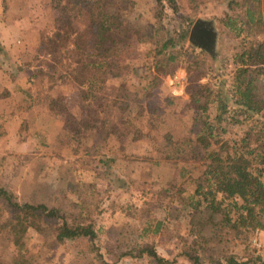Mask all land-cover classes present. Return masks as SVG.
<instances>
[{"label": "rangeland", "instance_id": "rangeland-1", "mask_svg": "<svg viewBox=\"0 0 264 264\" xmlns=\"http://www.w3.org/2000/svg\"><path fill=\"white\" fill-rule=\"evenodd\" d=\"M128 1L132 6L119 8L120 13L114 14L111 21L120 31L132 28L139 36L143 30L150 41L132 42L112 51L106 62L104 82H97L99 90L88 93L81 92L76 80H72L85 82L88 72L82 64L95 62L99 53L94 20L81 0L67 5L64 24L59 27L78 46L69 53L58 52L69 58L63 59L64 68L54 67L56 58L50 57L43 47L59 26L50 0H0V44L7 55L0 54V92L5 88L10 98L9 104L0 99V188L11 191L21 202L38 200L57 205L66 198L82 202L86 207L83 217L88 216L102 229L96 240L102 258L107 262L116 260V264L127 263L126 259L115 258L117 251L111 246L114 232L119 234V243L131 241L142 222L137 208L157 192L164 180L177 181L182 163L195 164L190 163L194 161L189 156L190 162L186 163L161 162L158 167L152 164L155 147L161 143L163 134L178 137L188 134L192 112L184 105L191 78L195 77L186 62H179L172 74H158L159 81L153 86L149 84L150 88L141 96L143 77L147 73L145 82L151 83V75L156 73L152 65L159 58H153V53L165 36L180 32L187 20H192V24L197 19L210 21L216 30L214 62L208 65L206 77L198 78V83L211 86L216 80L225 86L231 82L230 58L240 46V39L221 22L225 13L233 17L240 14L239 9L231 12L224 1L208 0L194 11L177 0L176 12L154 0ZM237 3L240 6L241 0ZM184 43L188 44L187 39ZM167 68L165 65L162 69ZM31 75L36 76L30 78ZM123 90L141 98L144 106L141 119L129 132L122 124L127 115L118 110L124 105L132 108L128 101L130 93ZM132 113L135 115V111ZM69 114L84 126L80 137L63 129L65 116ZM238 120L240 123L224 124L225 138L241 136L251 124ZM153 206L152 215L163 218L162 208L155 203ZM166 225L168 232L165 230L148 241L160 257L170 260L178 252L171 235L185 236L186 225L183 221H168ZM217 234L218 250L226 248L243 255L247 246L246 249L264 257V231L245 235L222 229ZM28 236L32 256L40 254L39 264H86L89 260V245L85 243L56 245L45 252L46 249H38L34 233L29 232ZM9 251V245L0 238V260ZM130 264L147 263L133 260Z\"/></svg>", "mask_w": 264, "mask_h": 264}, {"label": "trees", "instance_id": "trees-1", "mask_svg": "<svg viewBox=\"0 0 264 264\" xmlns=\"http://www.w3.org/2000/svg\"><path fill=\"white\" fill-rule=\"evenodd\" d=\"M154 1L156 4L167 5L174 12L178 10L177 0ZM178 1L185 2L190 10L195 11L208 0ZM221 1L227 3L231 12L238 8L240 13L233 17L225 13L221 20L224 27L240 39L239 48L230 58L233 69L229 84L224 86L216 80L211 86L198 83L199 77H206L210 70L207 67L212 66L214 57L196 51L190 44L184 45L192 24V20L187 19L186 26L172 37L165 36L153 53V58L159 60L152 65L156 73L151 75V83L145 82L147 73L143 77L144 86L139 89L141 96L146 88H150L149 84L153 86L159 81L158 74H172L179 62H186L188 71L194 73L184 105L192 112L188 134L181 137L173 133L163 134L161 143L155 147L156 156L152 164L158 167L161 162H185L188 156L194 161L188 162L195 164L184 166L182 163L178 180H164L157 192L145 199L142 207L137 208L142 222L138 224L137 233L131 241L119 243V234L114 232L115 239L111 246L117 251L115 258L126 259L127 264L133 260H145L147 264H264V257L255 250L246 249L247 246L243 249L244 254L239 255L231 249L227 250L225 246L221 247L225 250H218L219 247L215 245L220 238L217 232L222 229L245 235L264 231V85L261 83L264 76V0H241L240 6L237 0ZM71 2L73 0H50L59 26L48 36L43 47L50 57L56 58L54 67L61 65L64 68L63 59H69L60 56L58 52L69 53L78 47L77 41L59 28L64 24L65 9ZM81 2L88 16L94 20L99 53L95 62L82 64L88 72L86 81L80 82L77 78L72 80H76L81 92L90 93L99 90L97 82H104L106 62L112 51L127 47L132 42L150 40L143 30L139 36L137 30L132 28L128 32L120 31L111 21L114 14L120 13L119 8L122 10L130 7L132 2ZM0 54L7 56L1 44ZM68 55L72 57V54ZM165 65L169 68L163 70ZM35 76L31 75L30 78ZM211 78L213 80L215 76ZM122 92L130 93L126 90ZM0 99L10 103L5 88L0 92ZM140 100L134 93H130L128 101L132 108L122 103L124 106L118 109L120 114L127 115L122 124L128 132L142 117L144 106ZM132 111H135V115ZM239 118L242 122L251 121V124L243 130L241 136L225 138L227 130L224 124L240 123ZM63 129L80 137L84 126L69 114L65 116ZM64 186L62 184V190H65ZM154 203L162 208L165 213L163 218L158 219L152 215ZM84 208L82 202H73L69 198L57 205L38 200L21 202L11 191L0 188V238L10 247L9 254L0 260V264H39L37 257L40 254L33 257L29 248V232L35 234L39 250L46 249L45 252H49L56 245L85 243L89 245V260L86 264H116V260L107 262L102 258L100 248L96 246L102 229L97 228L88 216L83 217ZM70 210L73 211L71 215ZM168 221H183L186 225L185 236L171 235L178 252L170 260L160 257L153 243L148 241L165 230L168 232Z\"/></svg>", "mask_w": 264, "mask_h": 264}, {"label": "water", "instance_id": "water-1", "mask_svg": "<svg viewBox=\"0 0 264 264\" xmlns=\"http://www.w3.org/2000/svg\"><path fill=\"white\" fill-rule=\"evenodd\" d=\"M187 41L196 50L213 56L216 46V30L213 23L201 19L195 20L189 29Z\"/></svg>", "mask_w": 264, "mask_h": 264}, {"label": "built area", "instance_id": "built-area-1", "mask_svg": "<svg viewBox=\"0 0 264 264\" xmlns=\"http://www.w3.org/2000/svg\"><path fill=\"white\" fill-rule=\"evenodd\" d=\"M261 83L264 85V76L261 78Z\"/></svg>", "mask_w": 264, "mask_h": 264}]
</instances>
